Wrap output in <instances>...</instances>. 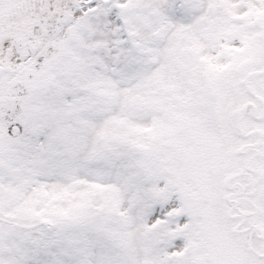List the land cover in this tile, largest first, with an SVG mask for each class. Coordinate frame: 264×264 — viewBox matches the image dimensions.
Instances as JSON below:
<instances>
[{"label": "snow or ice", "instance_id": "snow-or-ice-1", "mask_svg": "<svg viewBox=\"0 0 264 264\" xmlns=\"http://www.w3.org/2000/svg\"><path fill=\"white\" fill-rule=\"evenodd\" d=\"M0 264H264V0H0Z\"/></svg>", "mask_w": 264, "mask_h": 264}]
</instances>
